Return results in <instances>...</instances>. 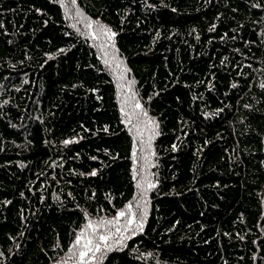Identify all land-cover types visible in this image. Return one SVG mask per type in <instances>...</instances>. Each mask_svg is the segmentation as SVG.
Masks as SVG:
<instances>
[{"label": "trees", "instance_id": "1", "mask_svg": "<svg viewBox=\"0 0 264 264\" xmlns=\"http://www.w3.org/2000/svg\"><path fill=\"white\" fill-rule=\"evenodd\" d=\"M262 85L264 0H0V264H264Z\"/></svg>", "mask_w": 264, "mask_h": 264}, {"label": "rangeland", "instance_id": "2", "mask_svg": "<svg viewBox=\"0 0 264 264\" xmlns=\"http://www.w3.org/2000/svg\"><path fill=\"white\" fill-rule=\"evenodd\" d=\"M130 205V214H128L127 208L121 210L126 212V215L123 217H117V212L113 217L109 219L89 218L85 222L84 226L76 233V237L81 232L84 233L81 237L80 244L75 245L74 241L73 250L66 258L62 259V262L65 264H69L71 262L72 264H95L99 257L102 256L109 248L121 244L126 239V237L140 225V222L142 221L145 214L146 208L143 196H138L137 199ZM129 218L133 220V223L131 225H128L127 223ZM101 220H116L117 222L115 224H105L103 226H97ZM89 221L93 222L92 229L87 228ZM117 229H119V231H117ZM102 235H106L108 239L101 240L100 236ZM88 240L92 241V244L90 245L92 251L88 252L87 255L83 259H81L79 254L81 251H87L84 248V244ZM97 244L99 245V251L96 250Z\"/></svg>", "mask_w": 264, "mask_h": 264}, {"label": "snow or ice", "instance_id": "3", "mask_svg": "<svg viewBox=\"0 0 264 264\" xmlns=\"http://www.w3.org/2000/svg\"><path fill=\"white\" fill-rule=\"evenodd\" d=\"M262 87H264V85H262ZM137 107H139V105H137ZM65 143H70V141H65ZM93 175H95V172L92 173ZM149 187H155V185H149ZM127 210H128V214L131 213V205H128L126 206ZM126 215V212L125 211H119L117 213V217H123ZM117 221L116 220H112V221H105V220H101L99 222V224L97 226H103L105 224H115ZM128 225H131L133 223V220L131 218L128 219L127 221ZM87 228L89 229H92L93 228V222L92 221H89L88 222V225H87ZM117 231H119V229H117ZM83 232H81L79 235H77L76 237V240H75V245H79L80 244V241H81V237L83 236ZM100 239L101 240H107L108 237L106 235H102L100 236ZM92 244V241L91 240H88L85 244H84V248L87 250V251H81L80 252V258L83 259L88 252L92 251V248L90 247V245ZM96 250L99 251V245L97 244L96 245Z\"/></svg>", "mask_w": 264, "mask_h": 264}]
</instances>
